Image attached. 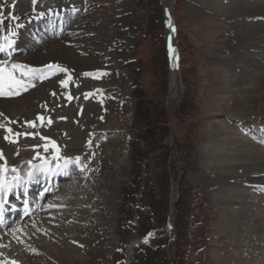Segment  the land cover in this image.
I'll list each match as a JSON object with an SVG mask.
<instances>
[{"label":"rangeland","instance_id":"obj_1","mask_svg":"<svg viewBox=\"0 0 264 264\" xmlns=\"http://www.w3.org/2000/svg\"><path fill=\"white\" fill-rule=\"evenodd\" d=\"M60 1L42 0L44 4L37 6L76 14L63 37L55 39L70 53L66 60L73 64L75 59L74 65H62L64 69L73 67L71 72L76 70L72 75L62 72L72 82L73 89L67 90L72 101L65 94L49 99L39 114L46 116L48 128H41V134L24 128L28 120L38 123V115L22 119L21 128L13 132L29 135L15 138L0 155V163L18 165L57 154L58 148L59 153H81L86 155L83 161L88 159L87 171L74 182H65V188L52 198L49 205L54 207H48L47 216H36L41 217L39 223L44 220L53 229V234L45 233L42 240L52 245L57 258L46 254L41 262L264 264L260 236L248 233L255 228L257 210L264 212V190L261 194L247 182L244 168L234 167L235 149L243 143L257 144L253 131L261 138L264 86L250 81L235 84L240 72L230 63L237 56L234 47L243 38V24L255 19L232 17L238 13L233 7L236 0ZM0 3L4 5L3 18L18 27L38 13L30 11L32 0ZM169 5L175 28L173 42L180 56L177 88L172 85L166 31ZM12 13L18 18L15 22ZM34 50L29 55L46 64L56 59L48 50ZM20 55L12 59L17 61ZM249 74L245 76L248 79ZM250 93L255 95L253 102ZM57 100L62 105L66 101L67 110L52 118L53 106L61 105ZM243 100L246 102H240ZM92 102L98 106L88 111ZM47 118L53 120L51 124ZM230 133L233 138L226 141ZM35 137L49 138L43 139L48 150ZM49 141H55V146ZM243 192L248 195L240 196ZM60 197H72L76 202L80 197L82 212L76 202L72 208L67 206L70 213L77 210L76 223L72 221L76 216L64 220ZM248 206L257 210L250 211L252 220L247 223L241 211ZM240 213L243 218L235 216ZM79 227L85 231L77 242L72 231ZM36 232L39 235L38 230L33 232L32 242L20 245L24 252L28 246L40 250ZM11 243L0 237V251L20 244ZM253 250L262 254L247 257Z\"/></svg>","mask_w":264,"mask_h":264},{"label":"bare ground","instance_id":"obj_2","mask_svg":"<svg viewBox=\"0 0 264 264\" xmlns=\"http://www.w3.org/2000/svg\"><path fill=\"white\" fill-rule=\"evenodd\" d=\"M23 2L26 3V0H20L19 4H24ZM32 2L34 4H39V3H42V0H32ZM16 3H17V1H16ZM29 7L28 8L25 7V9L26 10L30 9ZM233 7L234 8L236 7V10L238 13L236 15H233L232 17H237V18H242V19L244 18L247 20L248 19H255V21L252 23L243 24L245 29H244V31H242L240 33V35H242L243 38L240 39L239 46L234 47L235 50L237 51V56H235V59H233V61L230 63H231V65L235 66V69H237V72L238 71L240 72V76L235 81V84L241 85V84H244L245 81H247V82L250 81L249 83L257 82V86H259L261 88L262 85L264 86V0H236L234 2ZM33 8H37V6L31 7L30 11ZM169 10H170V5L168 6V13H167L170 15ZM3 11H4V9H3ZM7 15L8 14H5V16H7ZM13 15H14L13 13L10 14V17H12ZM18 15H24V14H18ZM169 15L167 16L168 22H169V18H170ZM241 22H243V21H241ZM168 25H169V23H168ZM239 27L240 26H238L237 28H239ZM12 29H15V27L10 28V26L7 27V26H4V24H2V25L0 24V33H1L0 34V36H1L0 45H3L6 43V41L3 39L4 37H8V40L14 41V43L11 44V47H8L4 51H0V56H1V58H3V61L7 60V59L11 60L17 54H21L20 57L17 58L16 64H24V65H28L32 68H37V69H46L45 66L49 65V64H46L47 62H45L41 59H34V58H32L31 55H29L30 51L37 49L38 52L48 50V52L51 55V58L56 57L55 61L51 60V61H54V62H50V64H52V65H59V66L63 67L62 65L66 66L67 63H70L65 58V56H67V54H70V53L67 52V49L64 47V43H62V41H60V40L56 41L55 39H49V40H55V41L48 43V44H40V43H36L35 39H33V37L30 38L29 33L31 31V27L29 25L26 28L24 27L23 29H18V32H16V33ZM4 30H6V32ZM13 33H15V34L13 35ZM168 33L169 34L171 33V29L169 28V26H168ZM40 36H41V38L47 37L44 35H40ZM49 40H47V41H49ZM38 44H39V46H38ZM249 50H251L252 52L247 53V52H249ZM74 60H72L73 64L70 63L71 65H74V63H75ZM65 69L68 70L65 73L70 74V75H72L73 72L76 71V70H73V72H71L73 67L71 69H70V67L65 68ZM247 73L248 74L251 73V74H249L251 76V77H249L250 80L247 77H245L248 75ZM17 76H19V72H17ZM22 79H24V81L26 83H29V85H30L27 91H22L20 95H16V96H0V113H3V115L0 116V124H4L6 127H12L11 128L12 130H14L15 128H18V129L21 128L22 119L23 120H28L30 118L32 119L33 116H35V115L39 116L40 113H43V110H44L43 108L46 107L47 103H49V99L54 98V97H55L54 99H56V96L59 97L63 94H65V95H67V97H69L68 96L69 91H67V90L73 89V87L71 86L72 82L71 81L69 82L67 80V78L65 76H63L62 72H60L59 70H52L51 72L47 71L45 78H43V79H40L39 77L34 78L37 80L35 82H34V79L29 81L27 76L22 77ZM178 79H179V68L177 65V54L175 53V51H173L172 52V85H173V88H177V84L179 82ZM65 80H67V85L63 86L61 84V81H65ZM32 85H34V86H32ZM248 86L250 87V85H248ZM257 86H256V88H257ZM74 88H76V87L74 86ZM242 89L244 91H246L245 90L246 88L242 87ZM249 89H251V88H249ZM71 92L72 91H70V94H71ZM53 93H55V95H53ZM88 94H90V91ZM249 95H250L249 98H251L250 100H252L255 97V95L253 96V95H251V93ZM65 97H62V98H64L66 100ZM65 100H63V101H65ZM240 102L245 103L246 101L243 100ZM252 102H253V100H252ZM59 103L61 104V102H59ZM65 103H66V101H65ZM65 103H64V105H66ZM64 105H62V104L58 105V103L55 104L53 106V112H50V113H52L51 116L52 115L59 116L57 114L61 110H62V112L66 113L67 107L65 108ZM96 105H97L96 103L93 104V102H92V104H90L87 107L88 111L92 108V106L94 107ZM69 106H71V105H69ZM74 107H76V106H74ZM80 109L81 108L79 107L78 110H80ZM50 111H51V109H50ZM68 111H70V110H68ZM71 113H73V112H71ZM46 115H48V113ZM5 117H8V121L3 120ZM52 118H53V116H52ZM79 118H80V116H79ZM62 120H64L66 122L65 118ZM9 121H12L13 123H9ZM32 121L36 122V119L32 120ZM55 121H54V123H56ZM79 121H80V119H79ZM28 122H30V121L28 120ZM39 124H40V126H39ZM45 124H46V122L44 121L43 127H42L41 122L39 121L38 123L36 122V127L29 128V127H27V124L26 125L24 124L25 125L24 128H27L28 131H32L33 134H34L33 131H35V133H37V134H41V132L39 131V130H41V128L43 130L48 129L47 125H45ZM62 124H63V122H62ZM66 126H68V125H66ZM54 132H55V130H54ZM14 133H17V132H13V134ZM232 134H235V133L232 132ZM232 134L230 133L231 138L226 137L225 140L226 141L231 140L233 138ZM6 135H12V134L7 133L5 128H0V151H2V154L4 153L3 151H5L6 146L8 144H10V142L5 139ZM51 135H52V133L50 132V136ZM18 138H20V136ZM35 140L40 142V144L41 143L46 144V142H47V141L44 142L43 139H41V137H40V140H39V138H36ZM260 147H261V145L255 144V143H248V144L243 143L241 146L237 147L235 149L236 153L234 154V158L237 159V162L235 163L234 167L244 168L245 174L243 176L246 178L247 182L249 181L254 186L259 188V192L261 194H263L261 191L264 190L263 189L264 188V149H261ZM47 153L49 154L50 152H47ZM50 154L48 155V157H57V154H55V155H50ZM62 154H66V153H62ZM59 157L60 156L58 155V157L55 158L56 159L55 161H57ZM2 166L3 167H0V169H4V167L7 165L5 164ZM256 171H260V172L255 173ZM230 179H233V177ZM64 188H65V186L59 187L60 190H63ZM68 189H69V187H68ZM78 189H79V187H78ZM77 193H79V192H77ZM81 193H83V192H81ZM246 195H248V193H245V192H243L242 194L240 193V196H246ZM75 197L76 196H74V198ZM70 198L69 197L68 198H62V199H61V197L59 198L60 200H62V203H59V204H61L63 206V208H62L63 210H61V213L63 214L64 220H65V218L67 220H69L72 216L75 217L76 216L75 214H77V213H75V211H77V210H73L72 213H70V211L68 210V209L72 208L70 205L71 204L73 205V203L76 202L75 200L72 201V199H73L72 197H70ZM78 198L80 199V197H78ZM79 199H78V201L80 202ZM79 202H76L75 204L78 205V208H79L78 211H80V209H81L80 212H82L81 207H83V205H82V203L80 204ZM67 206H70L71 208H67ZM252 210L256 211L257 209L248 206V207L244 208L243 212L241 211L244 218L241 216V213L239 215L236 214L235 216H238V217L241 216V218L246 220V222L248 223V221L252 220L251 217H249L250 216L249 213ZM263 213L264 212L257 210L256 217L253 219V221L255 222L254 223L255 228L253 229V231L248 232L250 235L254 236L255 238L260 236V237H258V239L261 240V242H260L261 248H264V230L261 229V227L264 226V215H263ZM35 219H37V218H34V221H36ZM77 220H79V219L76 216V218H74V220H72V221L74 223ZM58 221H59V219H58ZM13 229H18V231L16 233H13ZM36 230L39 231V235L37 234V232H36V234L38 235L37 237H40L39 241L42 243V245L40 244L41 245L40 250H36L38 248L28 246V249L26 250V252H24L20 245L24 244V243L26 244L29 241L32 242L33 238L31 239V236L33 237L35 235L33 232H35ZM79 230H80V227L78 228V230L72 231V235H75V239L77 240V242L79 241V239L81 240L84 238L80 235L83 234L85 229L83 228L80 231ZM92 231L94 232L95 230L93 229ZM53 232L54 231L52 228H50L49 226L44 224V220H41L40 223L37 220L36 226L32 227V228H30V227L28 228L25 226L21 227V225L17 226L16 228H12L10 231H8V233L5 236L3 235L2 238H6V242H9V241L12 242L11 245L15 241H19L20 244L17 245L14 243L15 245L13 246V248H8V249L6 248V250L3 252L0 251V263L1 264L2 263H5V264L6 263L7 264H50L45 260H43V263L41 262L42 261L41 258L43 256H45L46 254L51 255L52 257H54V259L57 260V258L55 257L56 252L51 250L52 245L49 244V242L46 239L42 240L43 239L42 237L45 233L53 234ZM2 242H5V241H2ZM2 245H3V243H2ZM2 245H0V250H1V248H3ZM253 251H251L250 255L248 254L247 257L253 256L254 258H257L262 254L259 250H255L254 252ZM55 263L59 264L58 262H55ZM64 263L65 262H60V264H64Z\"/></svg>","mask_w":264,"mask_h":264},{"label":"snow or ice","instance_id":"obj_3","mask_svg":"<svg viewBox=\"0 0 264 264\" xmlns=\"http://www.w3.org/2000/svg\"><path fill=\"white\" fill-rule=\"evenodd\" d=\"M3 3H0V24L3 22ZM14 7V5H13ZM75 11V9H73ZM40 15H43L41 13ZM12 19H16L15 16L11 17ZM169 28L174 32L175 28L173 27L171 21H169ZM15 33H13L14 35ZM6 43L3 45H0V51L6 50L8 47H11V44L14 43V41L8 40V37L3 38ZM170 51H175L174 49L171 48L170 46ZM48 71L52 70H59L60 72H67V69L62 68L59 65H46L45 66ZM17 72H19V76H17ZM27 76L29 81H31L34 78L39 77L40 79L45 78L44 76V69H37V68H32L28 65L24 64H16L13 63L11 64L10 67L6 64V62H0V96H16L20 95L22 91H27L29 88V83H26L22 77ZM70 79V77H69ZM61 84L63 86L67 85V80L61 81ZM34 86V85H32ZM55 95V93H53ZM69 100L72 99L71 96L68 97ZM3 113H0V116H2ZM38 120L41 121V126H43V122L45 120V117L43 116H38ZM9 123H13L12 121H9ZM47 123L51 124V118H47ZM27 127L33 128L36 127V122L35 121H30L26 122ZM0 128H5L6 132L12 135H6L5 139L8 140L10 143L15 142V138H18L21 135H29L28 133H14L13 130L10 127H6L4 124H0ZM41 139L48 140L49 138L47 137H41ZM49 143L53 146H55V141H49ZM48 144H45V150L48 148ZM57 157L59 155V149L57 148ZM0 155H2V151H0ZM57 157H54L57 158ZM76 163H79V158H77ZM68 162H65L64 168H67ZM33 168L38 170V171H43L45 173L52 172L50 168L47 167V161H45L44 166L38 167L36 165H33ZM85 168L84 166L81 167V171H84ZM13 172L16 170L13 169ZM7 169H0V207H2V203L4 200V197L13 191L14 188H19L21 187L22 184H25L26 182L23 180L22 177L19 175H15L9 180L6 176ZM53 175H55V172H52ZM35 172L29 171L28 173V182H31L34 179ZM45 191H48V189H45ZM25 192H27V188L25 187ZM49 208L54 207V205H49ZM3 220V215L2 212H0V222ZM18 229H13V233H16ZM145 243H147V240H145Z\"/></svg>","mask_w":264,"mask_h":264}]
</instances>
